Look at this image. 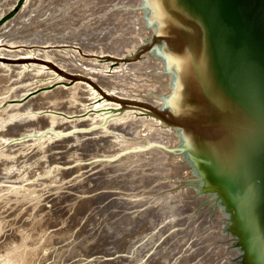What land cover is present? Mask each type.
I'll list each match as a JSON object with an SVG mask.
<instances>
[{
	"label": "rangeland",
	"instance_id": "1",
	"mask_svg": "<svg viewBox=\"0 0 264 264\" xmlns=\"http://www.w3.org/2000/svg\"><path fill=\"white\" fill-rule=\"evenodd\" d=\"M161 9L158 0H30L22 2L8 22L20 16L14 34L36 40L39 47L55 38L73 49L130 59L158 30ZM117 62L131 70L129 76L98 73L97 63H86L98 74L95 79L104 91L81 87L69 93L72 99L51 104L33 99L0 113V141L21 139L0 147L5 152L0 155V252L22 240L23 248L34 253L30 264H247L233 229L229 205L235 199L212 186L204 152L185 150L186 133L151 117V124L144 123L143 114L122 112L105 118L103 111L117 103L98 101L101 93L110 91L170 113L175 106L169 100L177 80L176 55L157 42L137 59ZM31 74L23 71L17 80ZM15 85L9 95L22 94L18 88L25 86ZM59 93L55 97L66 96ZM49 105L59 113L53 119L42 113ZM85 126L96 130L52 136L40 140L41 145L33 140L35 131L71 133ZM141 133L165 144L178 138L179 150L171 154L160 148L139 149L132 142ZM57 222L66 228L60 229ZM103 256L112 262L105 263Z\"/></svg>",
	"mask_w": 264,
	"mask_h": 264
},
{
	"label": "water",
	"instance_id": "2",
	"mask_svg": "<svg viewBox=\"0 0 264 264\" xmlns=\"http://www.w3.org/2000/svg\"><path fill=\"white\" fill-rule=\"evenodd\" d=\"M158 1L156 33L130 59H113L135 60L165 43L176 55L174 110L113 99L119 110L141 109L186 133L185 150L197 144L212 186L235 199L242 255L264 264V0Z\"/></svg>",
	"mask_w": 264,
	"mask_h": 264
},
{
	"label": "bare ground",
	"instance_id": "3",
	"mask_svg": "<svg viewBox=\"0 0 264 264\" xmlns=\"http://www.w3.org/2000/svg\"><path fill=\"white\" fill-rule=\"evenodd\" d=\"M17 1L18 0H8L4 4L0 3V18L2 16H4L5 14H7L8 12H10L12 9H15L13 14H15V12H18L17 10H18L20 5H18V7L16 8ZM29 1L30 0H22V2H24L25 5ZM19 17L20 16H17L16 18L9 20V22H8V18H7L2 23H0V113H3V110L6 109V107H8L10 105H23L25 103L32 102L33 99L44 100L48 104L54 103V102L59 101L63 98L72 99V96L69 95V93L71 91L76 90V89L81 88V87L86 88V86H87L92 91H95V90H97L98 92L104 91L105 90L104 85H102L100 82H98L95 79L98 74H95L91 69L86 68V63H90L91 61L97 63V65L101 67L100 70L98 69V73L100 72L102 74L107 73L108 75H114L116 72H120V73L124 74L125 77L129 76L128 73H131L130 69L124 68V66H123L124 62L118 63L117 60L113 59V56L111 54L108 55V54H105L104 52H101V51L89 52L86 50L82 51L79 49H73V48L69 47L67 43L61 42L59 40H55V38H49L48 40H45L44 46L41 45V47H39L38 44L35 43L36 40H32V42L27 41L26 38L20 37V35L14 34L15 31L13 29L18 25ZM41 17L42 16H38V19ZM149 38L146 40V44L148 43ZM92 55H97V58H93ZM76 57H78L79 59H77ZM100 57H102V59ZM27 70L32 71L33 74H31V76L29 78L25 79L24 81L23 80L18 81L17 80L18 76H21V73H23V71H27ZM111 70H113L114 72H112ZM136 75L137 76L135 78L140 76V74H136ZM5 76L8 77V79L11 81L10 82L11 87L8 85L9 81L5 80V78H4ZM15 84H18L19 85L18 87H21L22 85L25 86L24 88H18L19 89L18 92H20L22 94H13V95L11 94V95H9L10 90L13 88L12 85H15ZM57 92H63V93H59V94H65L66 96L65 97H55V94H57ZM106 93L107 94L101 93V95L99 96L100 98L98 99L99 102H103L106 100L110 101V102H116V101H111V99H113L115 97L116 98H123V99H130V100H135V101H142L139 98L130 97L127 94H120V93L118 94V93L110 92V91H107ZM3 94H6V95L4 96ZM4 99H8V100H4ZM98 101H97V103H99ZM116 103H117V105H116L117 107L107 108V109H105V111H103V113L106 116L105 118H113V116L119 115L122 112L123 113L129 112V113L135 114V116H140V114H143L144 116H142V117H143V119H145L144 123H147V124H151L153 122L152 120L149 119L150 117L161 122L156 117L151 116L147 113H144L143 111H141V109L125 108L123 110H119L120 109V103H118V102H116ZM91 107H93V106H91ZM95 107L101 108L102 106L101 105H95ZM43 111H44V112H42L43 115L51 117V119L55 118L56 115H59V113H57L56 108L52 107L51 105H49V107L45 108ZM83 117H85V116L83 115ZM94 125H95V123L90 124L91 127ZM75 129H77V128H75ZM93 130H96V129H91V128L86 129V126L81 127L79 129H77L76 131L71 132V133H67L69 131H65V130H58L56 133H53L51 131L43 132L41 130V131H35V134L37 136H34L33 140L36 141L37 145H41L42 141L39 143L40 140L51 139L52 136L57 135L59 137L66 138L68 136H74V135L77 136V135L83 134L85 132L87 134ZM20 140L21 139L16 138V137H9V138L5 137L4 139H2V141H0V147L4 148L7 146V144H10L12 146L16 145L19 142H21ZM44 140H43V142H44ZM177 142H179L178 138L176 140L170 141L167 144H165L163 142V140L162 141L152 140V139H150V137L147 134L141 133V134H138L135 136L134 141L132 143H134L136 145V147L139 149H142L145 147L146 148H160V149H163L164 152H167V153L169 152L171 154H174L179 150L178 148L180 147L179 145H177ZM193 145H194V149L191 148L190 152H199L200 149L197 148V144H193ZM1 148H0V155L5 153V152H3L4 149H1ZM195 148H197V150H195ZM180 152H184V151H180ZM201 152H199V153H201ZM168 156L171 157V155H168ZM192 156H193V154H189V158ZM114 157H116V155H113L111 158H114ZM111 158L109 160H111ZM195 160H199V158L196 157ZM201 160H203V158H201ZM101 166H103V165H101ZM46 172H49V171L46 170ZM26 185L28 187H31V182H27ZM219 193H221V192H219ZM219 193H218V195L220 196ZM215 194L216 193H213L212 196L213 195L216 196ZM222 194H223V192H222ZM141 195H143V193ZM88 200H89V198H88ZM225 200H223V201H225ZM71 202H73V201H71ZM221 205H222V203H221ZM217 212L215 211V214ZM212 214H214V213H212ZM219 215L220 214L218 213V216ZM218 216H217V218H218ZM220 216H222V215H220ZM207 217H208V215H207ZM33 218L35 219V217H33ZM220 218H222V217H220ZM216 222H218V221H216ZM232 222H235L234 219ZM57 223H58L57 225L59 226L60 229L64 230L66 228L63 225H61L59 222H57ZM220 223H222V222H220ZM98 229L100 230V227ZM99 230L96 232H99ZM208 231H209V228H208ZM139 233H141V231ZM95 235H96V233H95ZM180 236L181 235H179V237ZM200 236H201V234H200ZM144 237H145V235H144ZM177 237L174 238L173 240H175V239L177 240ZM202 238H203V236H202ZM200 239H201V237H200ZM216 241H214V242H216ZM13 244H14V246H10L5 251L0 252V264H30L31 262H33L31 260L34 256V253L30 252V248H28V249L23 248L24 246H23L22 240H19V241L16 240ZM204 245H205V242H204ZM197 246H199V245H197ZM202 246H200V247H202ZM111 254L112 253H110V255ZM198 254H200V253H198ZM116 255H117V253H116ZM122 255H121V257H122ZM124 255L126 256V253ZM103 257L105 258V256H103ZM116 257H118V256H116ZM104 258L100 257L97 260H100L99 262H101L102 261L101 259L104 260ZM177 258H178V256H177ZM118 259H121V258L118 257ZM112 260L106 259L104 261H105V263H107V262H112ZM114 260H117V258H114ZM176 262H174V263H176Z\"/></svg>",
	"mask_w": 264,
	"mask_h": 264
},
{
	"label": "trees",
	"instance_id": "4",
	"mask_svg": "<svg viewBox=\"0 0 264 264\" xmlns=\"http://www.w3.org/2000/svg\"><path fill=\"white\" fill-rule=\"evenodd\" d=\"M22 2V0H18L16 3V8L18 7V5H20V3ZM14 13L13 10H11L10 12H8L7 14H5L4 16H2L0 18V23H2L5 19H7L8 17H10L12 14Z\"/></svg>",
	"mask_w": 264,
	"mask_h": 264
}]
</instances>
